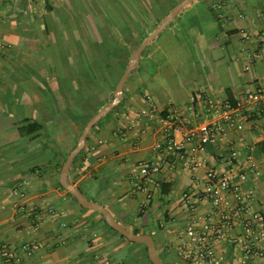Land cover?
Masks as SVG:
<instances>
[{
    "label": "crops",
    "instance_id": "1",
    "mask_svg": "<svg viewBox=\"0 0 264 264\" xmlns=\"http://www.w3.org/2000/svg\"><path fill=\"white\" fill-rule=\"evenodd\" d=\"M179 1L156 11L164 16ZM198 1L185 4L149 42L158 40V49L192 45V53L185 52L179 64L168 54L140 55L123 84L120 104L89 131L85 149L68 170L75 185L86 182L88 199L104 205L118 222L130 213L142 217L154 207L156 223L122 226L150 234L164 264H186L177 243L187 224L201 220L210 208L205 197L191 198L193 207L186 206L183 193L195 195L212 176L228 173L241 192H252V209H260L264 200V96L259 101L244 98L245 92L264 89V39L259 37L264 0H205L202 12L194 9ZM65 2L69 0H0V244L14 251L8 264H127L120 258L134 246L109 236L102 226L92 229L99 220L84 217L57 187L55 161L45 172L20 164L30 149L16 130L24 118L45 124L61 149L79 136L81 117L71 121L60 115L64 104L56 86V78L63 79L76 95L70 78L76 67L70 71L61 59L70 65L78 59V48L83 49L82 40L57 34L62 21L56 17L65 16ZM127 10L141 11L133 5ZM209 101H228L240 127L217 117ZM173 108L188 119V126L219 119L224 132L202 145L187 139L182 155H168L161 123L147 114L166 116ZM144 161L159 163L156 178L167 185L166 193L137 173ZM30 207L42 216L37 227L27 215ZM29 242L37 247L24 251L21 246ZM117 246L120 252L109 257ZM217 249L224 255L222 264H264V257L242 262L234 245Z\"/></svg>",
    "mask_w": 264,
    "mask_h": 264
},
{
    "label": "built area",
    "instance_id": "2",
    "mask_svg": "<svg viewBox=\"0 0 264 264\" xmlns=\"http://www.w3.org/2000/svg\"><path fill=\"white\" fill-rule=\"evenodd\" d=\"M259 37L264 39V31ZM2 44L0 43V47ZM264 96V89L257 88L253 92H245L244 98L248 101H259ZM209 105L217 117L229 125L240 127L232 114V105L228 101H209ZM127 118L128 113H123ZM149 119L158 120L163 129L165 152L171 156H180L184 150L187 139H195L200 145L215 141L224 132V125L219 119L202 122L196 126H188V119L173 108L166 116H161L154 111L148 114ZM160 171L158 162L144 161L138 165V174L146 183L158 186L156 175ZM241 178L243 175H239ZM13 193L22 195L21 191L12 189ZM251 191L246 194L231 181L228 173L212 176L197 194L183 193L181 202L188 207H193L191 198L205 197L210 203L209 211L201 220L187 224L177 243V253L186 264H222L223 253L218 251V246L224 244L234 245L240 252L241 261L244 263L264 257V200L260 209H252L249 199ZM1 207V204H0ZM34 226L41 223L42 216L35 207L27 210ZM239 232L235 233L236 229ZM37 245L33 242L21 246L24 251H32ZM15 258L13 249L6 243L0 244V260L10 263Z\"/></svg>",
    "mask_w": 264,
    "mask_h": 264
},
{
    "label": "trees",
    "instance_id": "3",
    "mask_svg": "<svg viewBox=\"0 0 264 264\" xmlns=\"http://www.w3.org/2000/svg\"><path fill=\"white\" fill-rule=\"evenodd\" d=\"M157 14L158 16H155L156 19L154 22V26L157 25L164 12L158 11ZM116 27L118 32L120 33L121 40L116 38V35L109 33L108 30L103 26L94 24V29L98 33L99 39L93 41L91 40L88 42L90 47L88 55L90 57L87 59L88 55L86 56L84 50L82 48H80L79 50L78 48V60H71V66L69 65V60L67 58H65L64 60L61 59V63L63 64V66L70 67V71H74L73 68L76 67L75 72H71L72 74H74L70 76V78L72 81L74 80V87L76 88L77 93L76 95H73V88H69L65 80L56 78L57 90L62 97L64 104V107L61 110L59 109L60 115L69 118L71 121H75L79 117H81V130L87 119L98 108H100V106L107 103L111 99V97L113 96L112 90L120 75L122 74L131 52L154 28L151 27L150 29L148 28L149 30L147 29L145 31L147 25L145 23L140 24V30H138L137 35H134L135 40H132L133 44L128 45L129 43H131L129 39V36L132 34L131 28L127 24H122L121 26L117 23ZM44 30H47V26L44 27ZM137 38L140 39L136 40ZM99 81H102L104 85L107 84L108 86H106L108 87L109 91H106L104 87L101 86ZM91 84L92 89L90 87ZM84 90H86V92ZM119 104L120 102L118 103V105ZM117 106L106 113V115L113 112ZM94 127L95 125L92 127V129ZM16 130L19 136H22L29 142L30 149L24 151V155L21 158V163L19 162L22 167H27L29 170L36 168L41 169L45 172V167L55 161V174L59 173L60 167L66 155L75 145L74 142L71 146L61 149V145H59L54 138H51L45 124L32 118H24L22 122L17 125ZM88 138L89 135L86 136V140ZM36 143H38V146L36 145ZM84 149L85 146H83V148L74 157L71 165L75 163L76 159ZM56 185L61 190L65 191V194L74 204L77 205L84 217L88 218L90 215H93L99 220V225L93 226L92 229L102 226L103 228H105V232L109 236L126 241V245L134 246L129 250L123 251V256L122 258H120L119 263L152 264L147 257L146 246L144 243H132L128 241L123 235L108 226L100 213L95 210L86 209L78 205L75 198L72 197L68 191L62 188L57 178ZM165 186L167 185H164L163 183L159 184L161 192H167L168 189ZM77 187L79 188L78 185ZM80 191L82 192L81 189ZM132 231L135 233L140 232L137 228L133 229ZM119 248L120 246L112 248L109 251V257H113L114 255L118 254V252H120Z\"/></svg>",
    "mask_w": 264,
    "mask_h": 264
},
{
    "label": "rangeland",
    "instance_id": "4",
    "mask_svg": "<svg viewBox=\"0 0 264 264\" xmlns=\"http://www.w3.org/2000/svg\"><path fill=\"white\" fill-rule=\"evenodd\" d=\"M176 1L177 0H69V2H65V5H68V10H66L65 16L63 17V15L60 14L56 17L57 20L60 19V21H62V27H58L59 31H57V34L65 37L70 35L75 39L82 40L83 49L87 56L90 51L88 42L99 39V35L94 29V24L103 26L109 33L116 35V38L119 40H121V36L117 30L116 23L121 26L122 24H127L132 30V34L130 33L131 35L129 36L131 43L128 45H132L134 35H137L138 30H140L139 25L145 23L147 25L145 31L148 28L150 29V25L153 26L156 19L154 16H158L156 10L159 9L161 5L171 6ZM69 4H71V8L69 7ZM130 5L135 6V9L139 8L141 11H128L127 8H129ZM205 5H207L205 0H199L194 3V6L196 7L194 9L201 10L202 12L204 10L203 6ZM139 39L140 38H137L136 40ZM156 41L158 40H153L144 48L141 54L142 57H144L145 54H148V52H155L157 55L161 56L168 54L169 58L173 57L174 63L176 62V64H179L184 59L183 55L185 52L192 53V45H184L182 48L176 45H170L165 49H163L164 46H162V49H158ZM89 57L90 56L88 55L87 59ZM173 62L170 61L171 64H173ZM149 68L152 69L153 66L150 65ZM99 83L101 86L106 87L102 81H99ZM80 131L81 127L78 130V135ZM78 186L82 190L84 196L88 199L89 194L86 192V182H82ZM155 212L156 210L153 207L148 209L142 217H137V215L130 213L120 219L119 222L125 226H127L129 222H135L139 227L144 224H154L156 223L154 220Z\"/></svg>",
    "mask_w": 264,
    "mask_h": 264
},
{
    "label": "water",
    "instance_id": "5",
    "mask_svg": "<svg viewBox=\"0 0 264 264\" xmlns=\"http://www.w3.org/2000/svg\"><path fill=\"white\" fill-rule=\"evenodd\" d=\"M191 0H181L179 1L167 14H165L162 19L157 23V25L142 39V41L134 48L131 52L128 62L117 80L113 90L112 98L100 108H98L85 122L80 134L76 140L73 148L66 155L58 174V182L63 189L68 191L72 197L75 198L78 205L83 208L95 210L100 213L105 221V223L112 229L123 235L128 241L132 243H144L146 246L147 257L152 264H164L162 259L158 256L155 246L153 243L152 236L147 233H135L126 229L122 226L107 210V208L95 201L87 199L80 191V189L75 185L72 180L68 177V170L72 163V160L77 155V153L83 148L86 136L92 127L102 118L106 113L112 110L121 100L122 88L125 80L127 79L129 73L137 66L139 56L143 49L148 45V43L156 37L165 25L174 17V15Z\"/></svg>",
    "mask_w": 264,
    "mask_h": 264
}]
</instances>
